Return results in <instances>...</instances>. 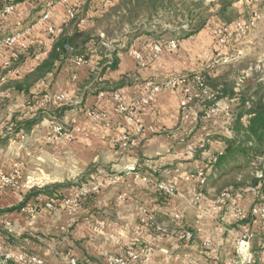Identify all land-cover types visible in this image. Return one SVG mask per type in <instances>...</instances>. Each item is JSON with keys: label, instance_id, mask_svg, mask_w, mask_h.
I'll return each mask as SVG.
<instances>
[{"label": "crops", "instance_id": "0c3cea01", "mask_svg": "<svg viewBox=\"0 0 264 264\" xmlns=\"http://www.w3.org/2000/svg\"><path fill=\"white\" fill-rule=\"evenodd\" d=\"M76 1L80 4L82 0ZM45 3L23 0L13 14L0 18V43L4 37L27 29L30 46L49 50L52 38L46 25L60 29L68 19L63 0H55L51 7ZM106 6L102 0H90L80 27L91 26ZM244 6L243 0L233 5L239 15ZM45 11L49 19L40 25L38 20ZM207 26L195 35L174 39L175 51L164 49L156 56L152 52L155 42L148 35L127 46L121 40L115 69L102 71L100 56L93 54L80 66L70 62L48 74L28 96L4 86L36 67L32 57L6 75L5 85H0V176L19 173V189L0 188V210L23 204L33 188L75 184L82 178L95 188L92 200L71 213L43 209L31 217L18 210L1 213L0 242L8 251L36 254L45 264H67L70 258L80 264H106L105 253L119 255L135 245V249L148 252V260L134 264H230L247 251L253 255L250 264H264L257 235L247 249L237 242L246 228L238 224L237 213L252 206L248 189L229 195L221 210L216 208L212 193L195 199L197 174L205 167L206 158L223 148L212 138L231 136L227 118L215 132L210 131L215 117L204 123L198 119L202 108L182 112L181 89L167 85L172 78L214 68L223 54L227 60L236 58L240 51L232 45L217 55L213 52ZM23 52L0 45V68L9 66ZM136 52L143 56V65L134 59ZM214 72L211 75L218 74ZM150 84L160 87L158 93L150 104L133 112L134 120L129 121L127 114L115 108L113 95H118V103L130 105L148 93ZM58 95L64 96L60 104L53 100ZM235 105L220 102V113L231 112ZM48 106L66 108L60 118L62 125L71 128V121H76L71 138L54 141L53 122L44 118L29 131L5 139L12 134L13 117L17 121L33 117L35 110ZM92 111H101L102 117L93 120ZM125 134L137 140L135 146L123 145ZM206 145L207 150L200 151ZM161 181L174 191L167 201L160 199L157 191L156 184ZM76 187L62 188L61 194ZM33 204L35 199L29 198L24 206ZM184 230L192 232L191 242L178 238Z\"/></svg>", "mask_w": 264, "mask_h": 264}, {"label": "trees", "instance_id": "16d2710c", "mask_svg": "<svg viewBox=\"0 0 264 264\" xmlns=\"http://www.w3.org/2000/svg\"><path fill=\"white\" fill-rule=\"evenodd\" d=\"M21 1L23 0H0V10L6 5H17ZM237 1L239 0H216L207 3L206 0H117L106 6L101 15L93 19L91 26L81 28L80 20L85 17L90 5V0H82L75 16L60 27L59 33L50 35L52 44L49 50L45 49V54L42 53L43 49L29 46L23 54H17L16 59L11 61L9 66L0 68V85H5L3 83L7 74L23 65L28 57L33 58L36 54H40L36 67L23 76L16 75L17 77L4 87L28 96L31 89L48 74L56 72L64 64L72 63L74 58H81L85 63L93 54L100 56L99 65L102 71L106 68L115 69L118 64L116 54L121 40H125L127 46L141 35H148L154 42L169 38H187L209 25L211 17L225 23L231 22L229 10ZM49 3L47 1L45 6ZM261 4L264 5V0ZM166 35L170 37H164ZM123 49L125 47L121 48ZM263 65L256 68L240 67L230 77L225 73L213 76L208 73V69L186 75L183 77L184 85L196 88L199 97L182 108V112L189 108H202L198 114L200 121L202 116L210 113L211 109L218 108L220 102L236 103L231 112H226L227 129L231 136L212 138L222 143L223 148L206 158L205 167L201 170L204 179L197 182V193L203 196L212 193L217 199L222 194L228 197L237 191L248 189L252 206L242 218H237V222L250 228L259 237L260 244L264 239V219L256 218L252 214V209L260 204V197H264ZM203 88H206L208 95H212L211 99L201 93ZM65 109L62 106L55 110L49 106L45 109L40 108L34 111L33 117L19 121L15 116L11 120L12 134H7L5 139H10L17 132L29 131L44 118H49L53 123L62 126L60 118ZM207 148V145L203 146L200 151ZM84 181L85 179L82 178L75 184L33 188L26 194L23 204L16 208L0 210V214L13 210L21 211L29 198L35 199L34 205L38 212L41 210L42 197L49 200L58 195L60 198L62 188L81 186ZM157 191L160 199L167 201L171 198L163 191L159 189ZM93 195L85 196L81 204L85 205L92 200ZM254 224L257 226L256 229L252 228ZM186 231L191 232L184 230ZM191 240L180 239L185 243ZM132 248L136 246L133 245Z\"/></svg>", "mask_w": 264, "mask_h": 264}, {"label": "built area", "instance_id": "2783aa9c", "mask_svg": "<svg viewBox=\"0 0 264 264\" xmlns=\"http://www.w3.org/2000/svg\"><path fill=\"white\" fill-rule=\"evenodd\" d=\"M43 1L50 2L48 7H51L54 3L53 1H50V0H43ZM72 1L63 0V2L65 3L66 15H67L68 20L75 16L78 8L80 7L79 2H77L76 0H72ZM102 1L104 5H110L112 3V0H102ZM258 1L259 0H243V3L247 6H253ZM15 6L16 5H13V4L4 6L0 10V18L6 15L13 14L15 11ZM48 19H49L48 11H45L43 15L39 18L38 23L40 25H44V23H47ZM259 19H260V14L258 13V11L254 10L252 11L248 19H238V20H235L231 24L224 23V24H219L218 26L214 27L212 30V36H213V39L216 45L219 47H228V46H231L232 41L234 43H237L238 41L246 37L252 30H254V28L257 26ZM46 31L50 35H55L60 31V29H56L55 27L51 25H46ZM27 32L28 30L25 29V30H19L13 34H10L2 39V42L0 43V45H3L7 48L16 47L19 50V52L26 51V49L31 45V43L29 42L27 38V34H28ZM176 48H177L176 41L172 39V40H167V41L155 42L152 46V52L154 56H156L157 54L162 52L164 49L169 52H173L176 50ZM42 53L43 54L46 53L44 49ZM39 55L40 54H36L33 56V59L36 62L40 60ZM134 59L137 61V63H139V65L144 64L143 56L140 53L138 52L134 53ZM72 63L75 66H80L84 64V61L81 58H74ZM16 74H18L17 71H16ZM196 79L198 78L196 77ZM167 85L170 87H177L181 89V94H182L181 108H184L187 103L199 97V92L196 88L192 86L184 85L183 77L172 78L171 80L167 82ZM149 87L150 89L147 94L135 99L130 105H124L122 103H118L119 97L117 94H114L113 100L116 103L115 108L120 113L127 114V118L129 119V121H133L134 118H133L132 113L150 104L153 101L155 94L158 93L159 88H160L158 85H155V84H150ZM201 93L206 94L208 99L212 98V95H208V91H206V88H203ZM53 100L55 101V103L60 104L63 102L64 96L62 95L55 96ZM31 109H33V106L30 108V110ZM90 116L94 118L95 120H97L102 117V112L92 111L90 112ZM51 130L54 134L53 135L54 140L63 138V136L66 138H71V136H69L70 134L68 133L65 134L61 131L60 126H56L52 124ZM139 131L140 130L138 129V132ZM136 142L137 140L131 139L130 136L127 134H125L122 138V143L124 146H127V145L135 146ZM18 176H19V173L17 172L11 175H1L0 176V188L2 189L9 188V189H15V190L19 189V186L17 184ZM197 178H198V181H202L204 179V175L202 171H200L197 174ZM156 186H157V189L163 191L164 193L170 196L173 195V189L170 186L166 185L165 183H158ZM78 191L79 192L75 196L60 200L58 205L55 204V201L58 202L57 200L59 199L52 198V199L46 200L47 202H45L43 206H41V209L51 211V210H55L58 206L66 207V208H71L72 206L77 207L80 205V201L86 195H88V193L91 192V189L89 187L82 186L81 188L78 189ZM196 199L199 200L200 196L196 195ZM226 199H227V196L225 194H222L219 198H217L216 208L218 210H221L224 207L226 203ZM260 200H261L260 204L253 207L252 209V214L259 220L264 219V197L263 196L260 197ZM21 211L28 216H32L35 213H37L36 206L34 204L29 205V206H24ZM245 213L246 212L244 211H238L237 218H242L245 215ZM176 217L178 218V216ZM5 226L9 229L10 224L6 222ZM254 236L255 234L250 228L248 227L244 228L243 232L241 233V236L237 240L239 247H243L247 249L248 244L254 238ZM192 237H193V234L192 232H189V231L182 232L178 236L179 239L184 238L186 240L192 239ZM260 247L264 253V239L262 240ZM104 258H105L106 264H134L139 261L148 260V252L135 249V248H127V250H125L122 254H119V255L105 253ZM252 260H253V255L251 254V252L247 251L243 255L242 259L240 260L231 259L230 264H250ZM76 263L77 261L75 258H70L67 261V264H76ZM0 264H45V259L42 258L41 256H38L32 253L29 254V253H25L22 251L16 253V252L8 251L5 248L4 244L0 242Z\"/></svg>", "mask_w": 264, "mask_h": 264}, {"label": "rangeland", "instance_id": "374dc122", "mask_svg": "<svg viewBox=\"0 0 264 264\" xmlns=\"http://www.w3.org/2000/svg\"><path fill=\"white\" fill-rule=\"evenodd\" d=\"M206 1H207V3L216 2V0H206ZM262 1L259 0L253 6H247V5L244 6L246 9L244 10V13L240 14V15L238 14V11H237L238 9H236V7H232L233 10L232 9L229 10L230 13L228 15H229L230 18H232L231 22H233L235 20H238V19H248L250 17V15H251L252 11H254V10L258 11V13L260 14V19H259V21L257 23V26L254 28V30H252L246 37H244L243 39H241L237 43H234L233 41L231 42V45L233 46V48L238 49L240 51V54L237 53V55H235L236 58L233 59L232 61L231 60H227L226 58H224L225 54H223V58L217 57L216 62L214 64L215 65L214 68H212L211 66L205 68V69H208V73L209 74H211L213 71H215L214 73H218V74L225 73L226 75H228V77H230V76H232L234 74V72L239 70L240 67H242V68H254L255 67L256 68L259 65L262 66V64H264V5L261 4ZM241 6H243V5L241 4ZM231 22L225 23L223 21L218 20L215 17H211L210 18L209 25L207 27L208 29L206 31H207V35L210 36V38H212V40H213V45L215 47L213 49V52H214V50H216V53H215L216 55H217L218 52H221L222 50L228 49V47H219V46L216 45V43H215V41L213 39V36H212V30H213L214 27L218 26L219 24H224V23L225 24H230ZM164 37H170V35H166ZM228 59H230V58H228ZM222 102H224V101H222ZM31 107L32 106H29V110H30ZM220 109H222V108H220V106L218 108L211 109L210 113H208L209 116L208 115L202 116V120H203L204 123L210 122L211 120H213V117H215L216 122H214V123H212L210 125L211 127L213 126L214 128H211L210 131H213V129H215V128L216 129L220 128L221 122L225 121V117L227 118L226 113H224L225 112L224 111L225 108L223 109V111H224L223 113H220ZM32 110L33 109H31V111ZM29 113L32 114L31 112H29ZM93 120H95V119L93 118ZM227 122L228 121H226V123H225L226 125H228ZM75 124H76V121H71V128ZM53 125L60 126L61 127V131L63 133L71 134L70 133L71 132V128L69 126H66V125H62L61 126V125L55 124V123H53ZM213 132H215V130ZM52 134H53V132H52ZM69 136H71V135H69ZM63 138H64V136H63ZM54 141H57V140H54ZM151 180H153V179L151 178ZM158 183H165V182L161 181V182H157V184ZM82 186H86V187H89L91 189V192L88 193V194H94L95 193V188L91 184L84 183L81 186H77L69 194H65V195L61 194L60 198H58L59 197L58 195L52 197L54 199H59V200H57L58 202L55 201V204L58 205L60 200L75 196L79 192L78 189L81 188ZM173 193H174V191H173ZM196 195L200 196V199L203 196L200 193L196 192L195 199H196ZM46 200L47 199L42 197V206H43V204L45 202H47ZM83 200H84V198L80 201V205L77 206V207H73L72 206L71 208H66V207H59L58 206L55 210H51V211L52 212H58V211L61 210V211H65L67 213H71L74 210H77V209H79L81 207V205H82L81 203L83 202ZM8 223L10 224V222H8ZM10 228H11V226L9 227V229Z\"/></svg>", "mask_w": 264, "mask_h": 264}]
</instances>
